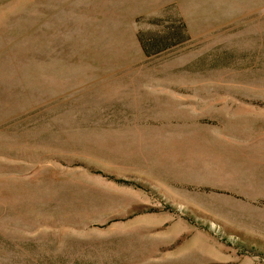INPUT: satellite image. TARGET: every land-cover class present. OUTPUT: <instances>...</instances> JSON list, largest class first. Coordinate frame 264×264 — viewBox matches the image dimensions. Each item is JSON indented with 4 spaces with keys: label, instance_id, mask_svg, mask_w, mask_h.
I'll use <instances>...</instances> for the list:
<instances>
[{
    "label": "rangeland",
    "instance_id": "obj_1",
    "mask_svg": "<svg viewBox=\"0 0 264 264\" xmlns=\"http://www.w3.org/2000/svg\"><path fill=\"white\" fill-rule=\"evenodd\" d=\"M0 264H264V0H0Z\"/></svg>",
    "mask_w": 264,
    "mask_h": 264
}]
</instances>
